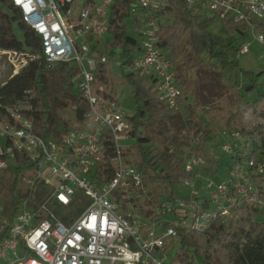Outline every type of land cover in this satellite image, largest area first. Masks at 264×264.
Returning <instances> with one entry per match:
<instances>
[{"label": "built area", "instance_id": "built-area-1", "mask_svg": "<svg viewBox=\"0 0 264 264\" xmlns=\"http://www.w3.org/2000/svg\"><path fill=\"white\" fill-rule=\"evenodd\" d=\"M118 1L126 0H10L39 35L47 64L76 65L73 82L87 108L82 127L47 139L36 133L34 118L19 108L0 112V169L16 154H27L36 169L26 184L30 188L41 183L49 189L43 204L16 212L11 219L0 207V264H168L166 246L179 232H208L243 206L264 217V156H252L249 135L226 129H219L221 143L210 151L215 163L192 149L184 154L186 177L179 185L188 190L185 195L143 207L151 200L143 172L126 157L133 141L132 115L121 110L117 95L105 96L102 87L94 86L97 63L108 62L103 40L111 37L108 27ZM127 1V19L137 27V46L132 65L121 66L119 61V66L125 73L152 75L157 100L178 112L186 96L158 44L169 0ZM184 2L196 13L208 10L264 49V0ZM248 51L244 43L237 53ZM2 56L11 67L0 85L27 64L21 51L0 49ZM8 65L0 62V74ZM106 138L113 154L104 158ZM105 169L111 176L101 182ZM54 204L64 212L56 214Z\"/></svg>", "mask_w": 264, "mask_h": 264}, {"label": "trees", "instance_id": "trees-1", "mask_svg": "<svg viewBox=\"0 0 264 264\" xmlns=\"http://www.w3.org/2000/svg\"><path fill=\"white\" fill-rule=\"evenodd\" d=\"M128 12L127 0L118 1L113 7L108 27L111 37L104 46L110 49L111 57H118L121 66L132 65V53L137 46V39L126 23ZM214 19L202 18L199 13L188 9L184 0H169L163 15L158 44L172 62L175 79L182 92L194 88V94L185 95L186 101L178 112L166 109L157 100L152 75L125 73L122 70L118 75L112 71L110 63H97L95 88L102 87V93L108 97L117 95L123 86L129 87L133 93L136 110L129 121L130 134L136 144L128 149L126 157L140 167L144 178L148 177L145 184L149 187L151 200L143 207L153 208L157 201L175 196V186L186 177L183 158L190 147L211 163L216 162L210 153V137L216 130L211 122H215L219 129L249 135L253 142L252 156H264V93L258 91L261 84L255 74L237 69V62L232 59L240 47L239 40L248 36L222 21L219 31L224 36H214L209 32ZM12 24L18 26L22 40L16 38ZM25 48L37 51L38 55L0 85V112L5 113V107H17L31 115L36 133L44 139L60 138L67 131L82 127L87 103L76 88L72 94L67 92L63 102V106L73 112V117L53 118L50 74L40 37L23 22L10 0H0V49L23 52ZM204 56L216 61L221 70H235L246 84L237 80L231 85L224 84L217 73H211L209 78L201 75L192 78L190 71L196 66L197 59ZM58 63L75 87L73 77L77 73L76 65L72 62ZM252 91H256V98L245 101L244 94ZM104 144L103 157L106 158L113 154V148L108 138ZM35 169V163L29 160L27 154H16L10 165L0 169V196L7 200L4 209L9 211L6 215L8 219L18 212L15 197L23 199L29 195L25 179H34ZM110 176L111 171L105 169L101 182ZM37 185L49 190L41 183ZM176 244L175 264H264V217L257 210L243 206L235 210L227 221L208 232H179ZM169 247L170 244L166 249Z\"/></svg>", "mask_w": 264, "mask_h": 264}, {"label": "rangeland", "instance_id": "rangeland-1", "mask_svg": "<svg viewBox=\"0 0 264 264\" xmlns=\"http://www.w3.org/2000/svg\"><path fill=\"white\" fill-rule=\"evenodd\" d=\"M76 9L73 10V15L75 14ZM199 14L202 18H213V14L209 12L208 10H202L199 11ZM132 18L127 19V24L129 26V30L131 34L137 38V27L136 24L131 22ZM221 25V21L218 18L214 19V25L209 29V32L213 34L214 36H221L223 37L224 34L222 31H219V27ZM12 31L15 34L16 38L18 40H22L21 32L16 24H12ZM105 39L103 40V46H105ZM248 43L249 44V51L245 54H234L232 57L233 60L237 62V69L243 70V71H249L253 72L255 74V77L257 79V82L261 84L258 88L259 92L264 93V49H262L257 43H255L251 38L247 37L244 39H240L238 42V46ZM105 53L108 56V63L111 64V69L116 74L120 75L122 73L121 68L119 66V59L116 55H113L112 57L109 54L110 49L104 48ZM38 55V52L35 50H30L28 48L23 49V57L27 59V62L32 58H36ZM30 58V59H29ZM18 61H20V57H18ZM1 63H5V65H8V62L6 61L5 56H2L0 59ZM11 67V66H10ZM9 65L6 67L5 73L0 74V82H4L7 78L10 70ZM47 69L50 74V82H49V94L53 102V107L51 114L55 120L62 119V118H72L73 112L68 111V108H65L63 106V102L66 101V94L68 93H74L75 87L73 86L71 80L69 79L68 75L65 73V71L61 70V64L60 63H53V64H47ZM211 73H217L219 74L220 81L224 84L231 85L235 80L242 81L241 75L237 74L235 70H221L219 64L204 56L201 57V59H197L196 66L190 71L189 75L192 78L197 77L198 75H201L205 78H209ZM241 84H246V82L242 81ZM194 87V86H193ZM183 95L187 94H194V88L188 91H183ZM256 91H252L249 93L244 94V100L245 101H253L256 98ZM117 96L119 98L121 110L126 113L127 115H133L136 110V105L133 100V93L131 89L127 86H123L118 90ZM183 108V107H182ZM185 114V111H183ZM67 114V115H66ZM183 114V113H182ZM211 126L213 128H216L215 132L210 137L209 145L212 150H215V148L221 143V135L219 133L218 125L215 122H211ZM131 145H135L136 141H130ZM189 149L194 150L196 153V149L193 147H190ZM170 150H172L170 148ZM202 155V154H200ZM203 156V155H202ZM148 177L145 176L144 180L147 181ZM149 187L147 186V189ZM30 193L25 198H19L18 196L15 197V200L18 204L17 211L22 212L25 210L31 209V207H37L40 204H43L46 201L47 195L49 193V190H43L41 189V186L34 184L30 188ZM187 189L184 188L181 185L175 186V193L183 196L187 193ZM7 202L6 199H4L2 196H0V207H3L2 213L4 215H7L9 211H5L4 204ZM52 210L56 214H60L64 212L63 208H61L59 205L54 204V207ZM6 212V213H5ZM58 214V215H59ZM177 248L176 241L170 245V248L168 252L166 253V262L168 264L173 263L175 251ZM175 264V263H174Z\"/></svg>", "mask_w": 264, "mask_h": 264}]
</instances>
